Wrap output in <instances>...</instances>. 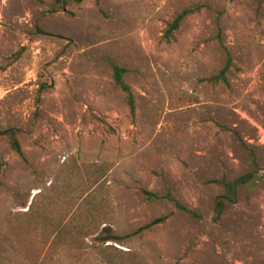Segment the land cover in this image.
I'll return each mask as SVG.
<instances>
[{
    "label": "rangeland",
    "instance_id": "374dc122",
    "mask_svg": "<svg viewBox=\"0 0 264 264\" xmlns=\"http://www.w3.org/2000/svg\"><path fill=\"white\" fill-rule=\"evenodd\" d=\"M7 129L0 264H264V0H0ZM246 174L214 220L215 181Z\"/></svg>",
    "mask_w": 264,
    "mask_h": 264
},
{
    "label": "trees",
    "instance_id": "16d2710c",
    "mask_svg": "<svg viewBox=\"0 0 264 264\" xmlns=\"http://www.w3.org/2000/svg\"><path fill=\"white\" fill-rule=\"evenodd\" d=\"M55 4L58 5V8L64 9L66 5H70L72 3H77L78 0H54ZM200 10V6L196 5L191 8H185L181 12H179L172 21L168 24L167 29L165 30L163 34V39L165 42L170 43L174 39V34L177 32L181 26V24L184 22V20L191 14L197 12ZM234 68V65L232 63V57L229 54V52L226 53V62L225 65L218 70V72L205 79V81L209 82L211 85H221L224 87H229V76L231 75V69ZM113 69V79L114 83L117 87H119L126 96L127 103L129 105L131 113L134 112V100H133V94L129 88V86L123 81V75L125 74L126 70L122 67H119L115 64H112ZM0 135L6 136V138L9 140L10 146L14 152L21 155V145L17 138V132L13 129H7L0 132ZM2 167V164L0 162V168ZM253 176L252 174H246L243 176H240L238 178H235L233 180H220L215 181V184H217L220 189L221 193L216 198L214 202V220H218L222 213L224 212L227 205L234 204L236 202L237 193L240 187L246 185L252 180ZM147 196L151 197L150 199H155L158 196L152 193H146ZM167 199L172 203L175 210L187 213L191 216L198 217L199 215L186 208L184 205L180 204L176 199L170 197L167 194ZM168 215L158 217L156 219H153L151 222L146 224L145 226L137 229L135 232L130 234L131 236L134 234L142 233L145 230L151 229L152 227L164 223L168 219ZM128 235V236H130ZM110 239V238H107ZM107 239H103L104 241H107Z\"/></svg>",
    "mask_w": 264,
    "mask_h": 264
}]
</instances>
